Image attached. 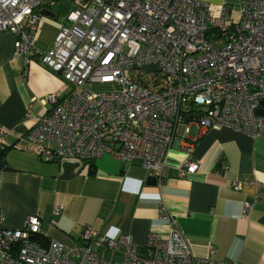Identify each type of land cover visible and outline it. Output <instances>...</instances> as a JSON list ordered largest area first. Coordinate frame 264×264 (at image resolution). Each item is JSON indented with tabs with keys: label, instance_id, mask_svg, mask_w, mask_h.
Returning <instances> with one entry per match:
<instances>
[{
	"label": "built area",
	"instance_id": "built-area-1",
	"mask_svg": "<svg viewBox=\"0 0 264 264\" xmlns=\"http://www.w3.org/2000/svg\"><path fill=\"white\" fill-rule=\"evenodd\" d=\"M54 0H0V32L14 38L13 59L25 66L31 56L60 75L70 86L66 97L50 94L45 115L21 141L39 159L92 161L104 153L121 162L140 160L158 188L164 184L166 152L179 126L203 130L231 129L256 137L264 132V0H245L240 19L228 23L226 5L199 0H71L66 25L52 46L41 51L32 41L43 8ZM154 65L145 74L142 67ZM94 86H109L92 92ZM200 116L199 119H196ZM8 131L0 127V142ZM187 144L177 168L179 178L198 171ZM243 209L264 198V183ZM242 182L231 186L239 190ZM61 207L53 214L57 215ZM162 220L171 221L164 205ZM36 215L25 217L19 229L0 226L2 264H227L196 257L177 229L166 237L151 233L141 254L130 236L110 239L90 226L79 244L55 241L42 246ZM122 252L115 261L105 254Z\"/></svg>",
	"mask_w": 264,
	"mask_h": 264
},
{
	"label": "crops",
	"instance_id": "crops-1",
	"mask_svg": "<svg viewBox=\"0 0 264 264\" xmlns=\"http://www.w3.org/2000/svg\"><path fill=\"white\" fill-rule=\"evenodd\" d=\"M226 5L228 23L240 19L245 0H199ZM43 8L33 45L48 50L66 25L71 0H54ZM14 36L0 32V127L8 131L0 142V226L19 229L28 215L38 216L42 243L79 244L83 227L117 239L130 236L141 254L151 233L166 237L170 229L182 233L192 254L227 264H264V198L244 213V203L257 194L250 179L264 183V132L256 137L228 128L203 130L190 125L188 134L179 126L166 152L164 184H147V170L140 160L121 162L104 153L86 163L78 158L61 161L39 159L21 138L33 125L32 116L45 115L50 94L60 98L70 92L63 78L31 56L29 65L13 59ZM193 142L196 173L179 178L177 168ZM74 167L73 175L64 170ZM242 182L239 190L231 186ZM164 205L171 221L160 218ZM57 207L60 212L54 215ZM121 251V250H120ZM1 258V255H0ZM0 264L1 260H0Z\"/></svg>",
	"mask_w": 264,
	"mask_h": 264
},
{
	"label": "rangeland",
	"instance_id": "rangeland-1",
	"mask_svg": "<svg viewBox=\"0 0 264 264\" xmlns=\"http://www.w3.org/2000/svg\"><path fill=\"white\" fill-rule=\"evenodd\" d=\"M155 66L154 65H146L142 67V71L147 74L150 73L151 71H154ZM111 88L109 86H94L90 88L89 90L92 92H106L109 91ZM111 257L113 260L118 261L121 260L122 258V252L121 251H115L111 254H105V258Z\"/></svg>",
	"mask_w": 264,
	"mask_h": 264
},
{
	"label": "water",
	"instance_id": "water-1",
	"mask_svg": "<svg viewBox=\"0 0 264 264\" xmlns=\"http://www.w3.org/2000/svg\"><path fill=\"white\" fill-rule=\"evenodd\" d=\"M41 14H48L46 10L41 11ZM261 105H264V101L261 102ZM257 115H263L264 111L262 109H259L257 112ZM200 116H197L196 119H199ZM77 165H69L63 173L64 177H69L73 175V171H74V167H76ZM147 184L150 186H155L156 185V181L154 178H147Z\"/></svg>",
	"mask_w": 264,
	"mask_h": 264
},
{
	"label": "trees",
	"instance_id": "trees-1",
	"mask_svg": "<svg viewBox=\"0 0 264 264\" xmlns=\"http://www.w3.org/2000/svg\"><path fill=\"white\" fill-rule=\"evenodd\" d=\"M84 162H86V163H90L91 161H84ZM35 240H36L38 243H40L42 246H46V245H47V244L42 243L41 240L38 238V236L35 237Z\"/></svg>",
	"mask_w": 264,
	"mask_h": 264
}]
</instances>
